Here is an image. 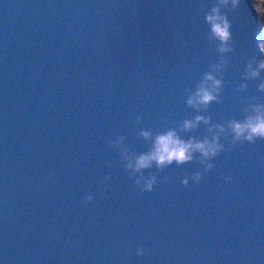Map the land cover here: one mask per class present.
<instances>
[{
	"label": "water",
	"instance_id": "obj_1",
	"mask_svg": "<svg viewBox=\"0 0 264 264\" xmlns=\"http://www.w3.org/2000/svg\"><path fill=\"white\" fill-rule=\"evenodd\" d=\"M261 36L255 0H0V264H264ZM168 131L223 151L127 167Z\"/></svg>",
	"mask_w": 264,
	"mask_h": 264
},
{
	"label": "clouds",
	"instance_id": "obj_2",
	"mask_svg": "<svg viewBox=\"0 0 264 264\" xmlns=\"http://www.w3.org/2000/svg\"><path fill=\"white\" fill-rule=\"evenodd\" d=\"M227 2V0H225ZM259 3L264 4V0H259ZM259 11L264 12V9H259ZM217 9H213V13H216ZM223 18L217 15H209L207 17L208 22L212 26L213 34L222 42H227L230 36L228 31L229 25L226 20H223L222 23H218V20ZM261 53L264 54V41L259 43ZM221 51H226L227 49L222 47ZM259 70H264V60L259 62V69L253 72V75H258ZM207 80H212L211 75L206 76ZM214 85L219 86V81H213ZM260 87L264 89V84H261ZM197 98L199 103L207 105L209 102L215 99L212 93L201 86L197 92ZM189 104H193V99H189ZM259 112V109L257 110ZM139 119V117H137ZM205 119L204 117L197 116L196 120L200 121ZM208 121L205 119V123ZM194 123L191 121L184 122V128L190 129L194 127ZM231 128L235 135L236 140H246L248 142H255L257 138L264 140V114H258L255 117H249L245 122L240 123L233 121L231 122ZM219 127V126H217ZM145 138L149 135L147 132L142 133ZM122 139V137H121ZM109 147H112V141L109 142ZM200 152L201 157L205 160H212L219 153L223 151V146L216 142L214 137L212 141L207 139L201 142H194L193 140L184 141L179 139L176 136L174 131H168L165 134L158 135L155 138L153 149L147 154H141L137 157L135 164H129L128 168L135 169V172H141L143 169L150 168L152 163L155 162L157 169L162 170L163 168L171 165L174 161L177 166L183 165L187 162L193 160V152ZM214 165L212 163H207L204 171H210ZM193 179L198 184L202 179L201 172H195L192 174ZM129 177H132V174H129ZM107 179V177H105ZM166 179V178H165ZM227 180H231V177H226ZM143 180V183L141 181ZM134 183L137 188L143 192L153 191L154 185L157 184V177L151 175L148 178H144L141 175L139 178L134 180ZM181 184L185 187L188 186V176L181 180ZM93 197L91 195L85 197V203L91 202ZM137 255H143L145 249L142 247H137Z\"/></svg>",
	"mask_w": 264,
	"mask_h": 264
},
{
	"label": "rangeland",
	"instance_id": "obj_3",
	"mask_svg": "<svg viewBox=\"0 0 264 264\" xmlns=\"http://www.w3.org/2000/svg\"><path fill=\"white\" fill-rule=\"evenodd\" d=\"M255 5H256V7L258 6L259 9H264V4L259 3V0H255ZM258 14H259V20H260L261 28L263 31V28H264V12L261 13L260 11H258Z\"/></svg>",
	"mask_w": 264,
	"mask_h": 264
},
{
	"label": "trees",
	"instance_id": "obj_4",
	"mask_svg": "<svg viewBox=\"0 0 264 264\" xmlns=\"http://www.w3.org/2000/svg\"><path fill=\"white\" fill-rule=\"evenodd\" d=\"M262 36H261V42L264 41V28H263V31H262Z\"/></svg>",
	"mask_w": 264,
	"mask_h": 264
},
{
	"label": "bare ground",
	"instance_id": "obj_5",
	"mask_svg": "<svg viewBox=\"0 0 264 264\" xmlns=\"http://www.w3.org/2000/svg\"><path fill=\"white\" fill-rule=\"evenodd\" d=\"M255 7H256V5H255ZM260 7H261V6H260ZM258 8H259V7L257 6V7H256L257 12L259 11ZM260 12H261V11H260ZM261 13H262V12H261ZM258 16H259V14H258Z\"/></svg>",
	"mask_w": 264,
	"mask_h": 264
}]
</instances>
